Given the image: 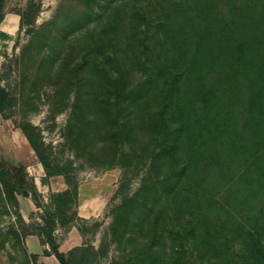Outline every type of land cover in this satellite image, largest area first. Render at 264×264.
I'll return each mask as SVG.
<instances>
[{
    "label": "trees",
    "instance_id": "trees-1",
    "mask_svg": "<svg viewBox=\"0 0 264 264\" xmlns=\"http://www.w3.org/2000/svg\"><path fill=\"white\" fill-rule=\"evenodd\" d=\"M94 1L98 8L91 14L105 20L87 28L66 65L73 92L66 142L75 157L85 154L105 161L106 169L125 170L113 193L119 201L109 210V243L135 244L114 264L161 262L165 196L177 214L168 264H193L190 258L264 264V0ZM64 10L61 4L54 15L62 21H49L57 29L79 27L89 14ZM34 16L26 24L33 25ZM46 25L26 28L31 40L21 56ZM50 56L42 51L40 67ZM23 75L22 81L35 83L34 76ZM10 103L0 92V111ZM17 126L42 165L43 180L61 174L68 181L64 190L49 193L37 227L49 245L44 252L60 264H102L109 243H83L63 252L52 234L56 225L68 228L86 219L75 210L73 159L52 156L29 120ZM128 171L133 176L142 171L134 190ZM23 182L18 166L0 161L6 200L16 204L14 191ZM16 221L4 235L18 240L25 223L18 212ZM235 236L239 250L227 246Z\"/></svg>",
    "mask_w": 264,
    "mask_h": 264
},
{
    "label": "rangeland",
    "instance_id": "rangeland-1",
    "mask_svg": "<svg viewBox=\"0 0 264 264\" xmlns=\"http://www.w3.org/2000/svg\"><path fill=\"white\" fill-rule=\"evenodd\" d=\"M61 4L66 10L80 9L89 14L79 27L68 28L67 30L57 29V26L49 21L55 19L56 9ZM91 8L94 10L98 8L96 1L3 0L0 6V92L6 93L12 99V104L10 103L0 111V161L7 159L22 170L24 182L19 190L15 189L14 194L16 193V196L21 199L28 195L36 205L35 210L27 216V222L24 221L23 228H19L22 233L18 240L12 235H4V232L11 225H19L16 221V212L20 215L21 213L17 200L14 204L13 200L5 199L0 183V264H42L38 261L37 255H34L35 258L29 257L21 244L22 237L28 232H37V227L42 223V216L46 210L42 193L46 194L47 192L42 186L43 181H45V179L43 180L42 165L29 146L27 138L17 126L22 120H29L39 127L42 139L45 144L49 145L52 156L62 162L66 158L73 159L72 166L74 169L69 175L76 178L77 182L92 178L99 180L93 190L100 191L108 197L103 213L98 217L86 218L84 221L75 220L74 224L82 236L81 244L91 243L97 247L103 242L109 243L110 234L108 230L112 220L109 210L112 204L119 201L118 198L113 197V193L125 170L118 166L106 169L104 167L105 161L102 164L98 159L87 157L88 155L85 154L80 153L78 157H75L74 150L66 142L68 134L66 124L70 114L69 103L73 100L72 85L67 82L66 78L67 73H69L66 65L77 55L82 43V36L87 28L99 24L100 19H102V15L91 14ZM34 12V24H26ZM7 14L18 16L17 25L12 32L1 28ZM20 14L24 17L23 27L19 26ZM63 18L60 16L55 20L60 22ZM41 24L48 25L34 37L27 53L21 56V47L31 40V34L26 32V28L28 26L37 28ZM49 32L53 37L47 39ZM43 50L51 52V56L47 64L40 67L39 58ZM23 74L30 77L34 76L35 83L22 81ZM50 106H53L54 111H51ZM88 146L92 148L94 144H88ZM132 172H127L132 177L130 190H134L138 186L139 176L142 173L141 171L139 176H133ZM33 190L36 192L35 198H33ZM160 206L162 209L160 225L163 227L162 245L166 253L159 264H168L167 261L171 258L170 247L177 241L172 233L173 228L177 226V214H174L175 211H173L167 196L163 198ZM96 220L99 222L98 224L95 223ZM72 225L64 228L65 231ZM144 239V236L140 238V240ZM230 240L233 243L229 242L227 246L235 244L239 250L240 238L235 236ZM132 244L134 245L135 242H125L120 245L116 242L109 243L106 255L101 257L102 264H114V262L119 261L124 249L126 252ZM192 259L194 258H190L193 264H207ZM240 260L242 261V259Z\"/></svg>",
    "mask_w": 264,
    "mask_h": 264
},
{
    "label": "crops",
    "instance_id": "crops-1",
    "mask_svg": "<svg viewBox=\"0 0 264 264\" xmlns=\"http://www.w3.org/2000/svg\"><path fill=\"white\" fill-rule=\"evenodd\" d=\"M18 22V16L15 14H7L1 24V28L5 31L12 32ZM99 183L97 178L86 179L78 181L77 184V203L75 206L76 214L82 218L98 217L103 213L107 204L108 197L104 196L102 192L93 190V188ZM47 190L46 194L42 193L44 202L48 201V195L52 191H61L68 187L67 179L61 175H52L45 177L42 185ZM49 192V193H48ZM15 198L20 205V213L25 222H27V216L31 211L35 210V202L30 196L25 195L23 198H18L15 193ZM57 230L52 234L55 236L58 242V248L60 251L66 252L69 248L80 245L82 242V236L77 231L75 225H72L65 231L64 227L56 225ZM21 244L25 248L28 256L37 255L42 264H60L56 256L51 253H45L44 250H49L47 242L42 241L37 232H28L22 239Z\"/></svg>",
    "mask_w": 264,
    "mask_h": 264
},
{
    "label": "water",
    "instance_id": "water-1",
    "mask_svg": "<svg viewBox=\"0 0 264 264\" xmlns=\"http://www.w3.org/2000/svg\"><path fill=\"white\" fill-rule=\"evenodd\" d=\"M56 230H57V229H56V228H54V229H53V233H54Z\"/></svg>",
    "mask_w": 264,
    "mask_h": 264
}]
</instances>
